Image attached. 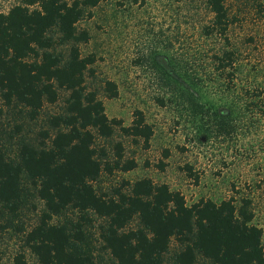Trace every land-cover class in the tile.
I'll return each mask as SVG.
<instances>
[{"label": "trees", "instance_id": "trees-1", "mask_svg": "<svg viewBox=\"0 0 264 264\" xmlns=\"http://www.w3.org/2000/svg\"><path fill=\"white\" fill-rule=\"evenodd\" d=\"M13 1L0 13V219L2 229L22 236L13 264H30L27 252L38 264H104L101 252L113 264H264L263 230L254 225L248 198L189 205L180 191L149 178L97 190L103 175L137 168L126 159L124 143L114 141L118 132L146 147L154 135L141 111L130 126L107 116L100 90L117 98L115 82L105 80L100 89L88 82L96 56L83 55L90 35L79 25L104 0ZM198 1L211 16L201 25L202 36L221 43L210 57L211 81L227 83L229 91L241 83L243 107L256 114L264 106L259 68L252 54L244 58L232 30L249 24L252 11L264 16V0H246L235 11L228 0ZM245 43L255 47V34ZM161 64L171 85L197 99L196 76L175 60ZM61 100L60 110L47 116L46 108ZM194 104L210 114L198 100ZM237 112L228 106L213 116L229 133ZM9 116L12 123H6ZM99 140L114 142L108 149ZM158 167L164 171L166 164ZM185 169L199 181L191 167ZM32 211L36 223L27 229L22 217Z\"/></svg>", "mask_w": 264, "mask_h": 264}, {"label": "rangeland", "instance_id": "rangeland-1", "mask_svg": "<svg viewBox=\"0 0 264 264\" xmlns=\"http://www.w3.org/2000/svg\"><path fill=\"white\" fill-rule=\"evenodd\" d=\"M244 2L247 1L228 0V5L235 11L243 9ZM16 4L0 0V13H7ZM89 12L79 25L90 35V41L81 46L83 55L96 56L89 84L100 89L105 80L115 82L117 98L109 99L100 90L107 116L130 126L135 112L141 111L154 131L149 147L123 138L120 132L116 134L114 141L124 143L126 159L135 160L137 168L103 175L97 190L109 192L124 181L149 178L180 191L189 205L201 199L220 203L232 197L238 201L248 198L255 214L254 225L263 230L264 244V106L256 114L246 113L241 83L229 91L227 83L211 81L210 57L221 43L201 34V25L211 17L206 5L198 0H104ZM248 19L249 24L232 30V38L245 53L244 58L253 55L259 68L257 82L264 87V16L252 11ZM253 34L256 46L249 50L245 42ZM166 59L180 62L190 75L196 76L200 84L197 99L171 85L164 69L159 68ZM196 100L210 114L201 113L195 107ZM226 105L238 111L229 133L219 128L213 116L214 111L228 109ZM61 106L62 100L48 106L46 115L58 112ZM12 119L9 116L6 123H12ZM45 125L44 120L40 121L34 129L39 132ZM112 142L98 141L108 149ZM109 153L114 155L112 150ZM161 162L166 164L164 171L158 167ZM186 166L199 176L198 182L189 176ZM25 214L24 227L29 229L36 223V213ZM97 224L92 233L97 232ZM4 225L0 219V264H13L22 248V236L15 229H2ZM27 255L30 264H38L29 252ZM101 255L104 264H113L105 253Z\"/></svg>", "mask_w": 264, "mask_h": 264}]
</instances>
